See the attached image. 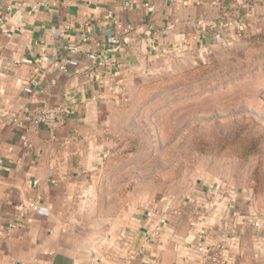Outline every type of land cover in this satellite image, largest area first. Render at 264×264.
Here are the masks:
<instances>
[{
  "label": "crops",
  "instance_id": "crops-1",
  "mask_svg": "<svg viewBox=\"0 0 264 264\" xmlns=\"http://www.w3.org/2000/svg\"><path fill=\"white\" fill-rule=\"evenodd\" d=\"M125 1L0 2V264H264V214L229 189L114 215L98 199L109 110L156 57L264 28V0ZM41 110L55 120L21 118Z\"/></svg>",
  "mask_w": 264,
  "mask_h": 264
},
{
  "label": "rangeland",
  "instance_id": "rangeland-1",
  "mask_svg": "<svg viewBox=\"0 0 264 264\" xmlns=\"http://www.w3.org/2000/svg\"><path fill=\"white\" fill-rule=\"evenodd\" d=\"M219 34L224 42L200 58L156 57L109 110L98 186L107 214L216 186L264 214V28L232 40Z\"/></svg>",
  "mask_w": 264,
  "mask_h": 264
},
{
  "label": "built area",
  "instance_id": "built-area-1",
  "mask_svg": "<svg viewBox=\"0 0 264 264\" xmlns=\"http://www.w3.org/2000/svg\"><path fill=\"white\" fill-rule=\"evenodd\" d=\"M11 0H0V2H6L9 3ZM141 4L143 5L144 9L148 12L151 13L153 11V6L152 4L148 1V0H126L125 1V7L126 8H131L134 7L135 5ZM108 16L111 17V13H108ZM131 29V27L129 25H127L122 32H126L127 30ZM111 44H113L115 47H119V38L118 35L113 36L110 39ZM71 50L76 51L77 50V46H71L70 47ZM150 49L151 51H153L154 53L158 52V47L156 44H152L150 45ZM184 51V48L182 46H178L176 49H174V52L176 53H181ZM86 58L89 60H94L96 58V55L94 52H88L86 53ZM78 65L77 61L74 59H66L65 62L61 63L58 68L61 71H66L68 69V67H76ZM37 84V81H31V83L24 87V91L27 93H31L33 87ZM23 120L29 121L33 124H47V123H51L55 120L56 118V113L53 110H41L40 112L34 114V115H23L21 117ZM13 121L17 122V118L14 117ZM145 215L146 217L150 218L153 216V210H146L145 211ZM161 221H164V219H161ZM254 226H258V222L255 221L253 223ZM122 235V234H120ZM199 250H202V248H199Z\"/></svg>",
  "mask_w": 264,
  "mask_h": 264
},
{
  "label": "trees",
  "instance_id": "trees-1",
  "mask_svg": "<svg viewBox=\"0 0 264 264\" xmlns=\"http://www.w3.org/2000/svg\"><path fill=\"white\" fill-rule=\"evenodd\" d=\"M197 69H199V68H197ZM193 72V70L191 69V70H187L186 72H184V76L185 75H188V74H191ZM252 152H254V149H251L250 151H249V153H252Z\"/></svg>",
  "mask_w": 264,
  "mask_h": 264
}]
</instances>
